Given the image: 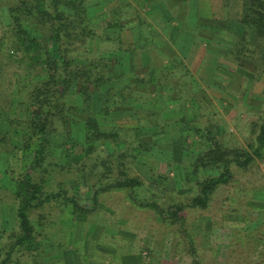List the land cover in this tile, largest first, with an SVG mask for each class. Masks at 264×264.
<instances>
[{
	"label": "trees",
	"instance_id": "16d2710c",
	"mask_svg": "<svg viewBox=\"0 0 264 264\" xmlns=\"http://www.w3.org/2000/svg\"><path fill=\"white\" fill-rule=\"evenodd\" d=\"M221 1L230 11L232 0ZM151 2L160 4V18L144 14ZM238 5L237 17L218 18L203 14L199 0H0V264H43L46 250L65 244L44 211L87 216L102 205L101 194L117 188L167 224L180 223L177 233L197 251L183 212L209 208L221 187L236 181V170L248 172L264 161V108L252 122L248 146L224 140L213 127L222 128L219 123L199 125L188 113L181 117L180 138L169 137L170 102L185 99L195 116L212 111L205 107L211 102L182 58L158 64L148 50H163L158 26L166 31L171 25L178 41L188 30L201 41L209 38L205 44L219 38L229 45L218 56L258 81L264 73V0ZM184 135L193 136L191 145L183 144ZM163 142L173 145L178 162L194 156L187 202L138 195L150 187L133 165L161 152ZM156 176L157 186L167 183L166 175ZM86 179L98 183L90 204L72 191ZM71 181L70 189L63 185ZM255 189L264 191V184ZM257 250L235 248L228 257L252 264L256 256L264 264V252Z\"/></svg>",
	"mask_w": 264,
	"mask_h": 264
},
{
	"label": "rangeland",
	"instance_id": "374dc122",
	"mask_svg": "<svg viewBox=\"0 0 264 264\" xmlns=\"http://www.w3.org/2000/svg\"><path fill=\"white\" fill-rule=\"evenodd\" d=\"M151 5L160 4L151 2ZM199 5L205 15L218 18L239 15L238 0H232L230 11L224 10L221 0H199ZM113 6L108 5L105 10L110 11ZM144 14L152 19L148 13ZM204 40L200 44L202 50L197 52L192 62L199 78L198 88L205 92L207 102H211L205 107L212 111L202 110L199 116H195L192 105L185 99L170 102L165 110V120L171 128L169 137L180 138L181 117L188 113L189 118H194V123L199 125L219 123L224 130L213 127L218 133H223L224 140L248 146L255 136L252 134V122L264 108V73L258 81H249L235 64L218 56L228 49V41L215 38L205 44ZM118 121L120 125L125 123V116L119 117ZM105 124L108 128L113 126L110 122ZM184 136L183 144L191 145L193 136ZM163 143L161 152H152L148 159L138 160L133 165L134 173L145 178L147 189L150 187L147 192L139 190L138 195L164 204L174 200L187 202L192 194L188 189L191 182L187 180V173L194 156H184L178 162L173 145ZM201 145L202 141L197 146L198 150ZM160 174L166 175L168 180L166 184L157 186L153 182ZM235 179L221 187L209 208H187L183 212L197 251L193 252L187 235L177 233L180 223L167 224L155 210L141 208L129 200L127 189L117 188L101 194L102 205L87 216L79 215L76 219L65 212L64 217L55 207L49 210L51 213L48 209L44 211L55 221L53 229H57L58 240L65 244L62 248L46 250L43 264H235L231 256L228 257L235 248L249 251L256 245L257 251L264 252V191L255 189L264 184V161L248 172L236 170ZM94 184L98 183H90L86 179V182L76 183L77 187L72 191L75 193L76 190L90 204ZM63 185L70 189L73 183ZM59 224L61 228H58ZM196 259L198 263L194 262ZM259 260L252 256L249 263L259 264Z\"/></svg>",
	"mask_w": 264,
	"mask_h": 264
},
{
	"label": "crops",
	"instance_id": "0c3cea01",
	"mask_svg": "<svg viewBox=\"0 0 264 264\" xmlns=\"http://www.w3.org/2000/svg\"><path fill=\"white\" fill-rule=\"evenodd\" d=\"M159 7L161 6L151 5L152 9L149 7L151 11L148 14L153 15V12H154L155 18H160L161 9ZM167 26L169 28L166 27V31L162 30L160 26H158L157 28L160 31L157 34V38H161V42L163 43L162 45L163 50H159L158 48H156V46H153L151 48L149 46L148 52H149L150 57L152 58V61L155 60L157 61L158 64H160V63H167V61L170 58L180 57L186 62L187 66L190 68L194 76L197 78V72L193 68V66L195 65H193L192 60H194L197 57V52L199 53L202 50L201 45H200L201 40L199 41V39L196 38L194 33L188 30L183 40L181 39L180 41H178L176 38L171 37L172 34L170 33H171L172 26L171 25L170 26L167 25Z\"/></svg>",
	"mask_w": 264,
	"mask_h": 264
}]
</instances>
